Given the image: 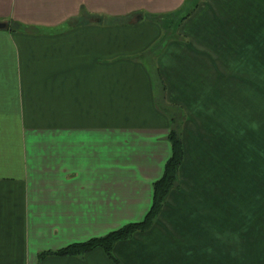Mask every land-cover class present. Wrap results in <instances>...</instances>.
<instances>
[{"label": "crops", "instance_id": "obj_1", "mask_svg": "<svg viewBox=\"0 0 264 264\" xmlns=\"http://www.w3.org/2000/svg\"><path fill=\"white\" fill-rule=\"evenodd\" d=\"M0 21V264H264V0H0ZM172 108L153 226L118 263L57 255L145 218Z\"/></svg>", "mask_w": 264, "mask_h": 264}, {"label": "trees", "instance_id": "obj_2", "mask_svg": "<svg viewBox=\"0 0 264 264\" xmlns=\"http://www.w3.org/2000/svg\"><path fill=\"white\" fill-rule=\"evenodd\" d=\"M188 15L189 14L184 15L181 20L185 19ZM101 19L102 18H100V20ZM163 43L164 38L157 43V46L152 52L156 53L157 50L163 46ZM158 74L165 90V83L159 70ZM171 120L172 127L169 133V140L172 145V154L170 159L166 163L163 176L154 183V201L145 218L141 221L127 223L104 236L91 238L85 242L70 244L55 252L57 255H83L97 247H101L109 256V258L118 263L113 255V248L115 244L120 240L129 239L137 232H145L153 226L156 218L159 216L163 209L169 192L175 187H179L180 185L179 172L185 158L184 144L181 132L182 124L184 121V113L183 118L181 119V123H177L178 121L176 116H173Z\"/></svg>", "mask_w": 264, "mask_h": 264}, {"label": "rangeland", "instance_id": "obj_3", "mask_svg": "<svg viewBox=\"0 0 264 264\" xmlns=\"http://www.w3.org/2000/svg\"><path fill=\"white\" fill-rule=\"evenodd\" d=\"M175 23H176L175 21L170 22L171 25H174ZM153 56L154 55H151L150 59H148L150 62H151L152 58H154ZM153 62H154V59H153ZM172 109H173V114L177 117V121H178L177 123H181V119L183 118V112L180 111V109H177V108H172Z\"/></svg>", "mask_w": 264, "mask_h": 264}, {"label": "water", "instance_id": "obj_4", "mask_svg": "<svg viewBox=\"0 0 264 264\" xmlns=\"http://www.w3.org/2000/svg\"><path fill=\"white\" fill-rule=\"evenodd\" d=\"M9 27L8 22L0 21V29H7Z\"/></svg>", "mask_w": 264, "mask_h": 264}]
</instances>
